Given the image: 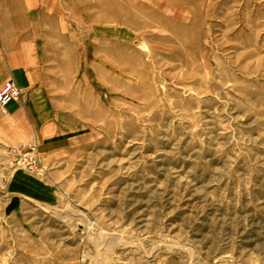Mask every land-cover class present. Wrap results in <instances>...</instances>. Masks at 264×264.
<instances>
[{"label":"rangeland","instance_id":"1","mask_svg":"<svg viewBox=\"0 0 264 264\" xmlns=\"http://www.w3.org/2000/svg\"><path fill=\"white\" fill-rule=\"evenodd\" d=\"M19 5L58 129L0 137V264H264V0Z\"/></svg>","mask_w":264,"mask_h":264},{"label":"crops","instance_id":"2","mask_svg":"<svg viewBox=\"0 0 264 264\" xmlns=\"http://www.w3.org/2000/svg\"><path fill=\"white\" fill-rule=\"evenodd\" d=\"M7 1H10L13 8L20 7V0ZM25 1L23 0V3ZM22 6L25 8L26 4ZM22 18L27 20L26 16L3 17L0 15V25L14 24L10 31L3 30L0 26V88L6 81L13 80L22 93L20 103L9 104L4 112L0 110V137H5L9 143L20 147L31 145L38 147V141H41L45 132L49 129H58V125L46 124L42 113L36 107L43 98H45L44 103L49 104V101L46 96L38 99L36 95L38 91H41L37 87L38 69L35 52V40L38 38L35 32L20 29V24L24 23ZM52 115L51 118H54ZM15 181V185H23V190L32 191L33 186L30 181H24L20 177Z\"/></svg>","mask_w":264,"mask_h":264},{"label":"built area","instance_id":"3","mask_svg":"<svg viewBox=\"0 0 264 264\" xmlns=\"http://www.w3.org/2000/svg\"><path fill=\"white\" fill-rule=\"evenodd\" d=\"M22 99V93L19 87L13 80L6 81L2 87L0 88V110L5 111V108L11 103H20ZM24 150H27L30 153V157L28 158L27 155L23 158V162H29L28 165L31 169L33 165L36 166L37 159H36V146L31 145L26 147H22Z\"/></svg>","mask_w":264,"mask_h":264},{"label":"bare ground","instance_id":"4","mask_svg":"<svg viewBox=\"0 0 264 264\" xmlns=\"http://www.w3.org/2000/svg\"><path fill=\"white\" fill-rule=\"evenodd\" d=\"M111 7H112L111 8L112 14H107V15H104V16L102 15V17H101L102 20H117V19L121 18L122 15H125L124 8L121 9V7L119 5H116L115 3H113L111 5Z\"/></svg>","mask_w":264,"mask_h":264}]
</instances>
